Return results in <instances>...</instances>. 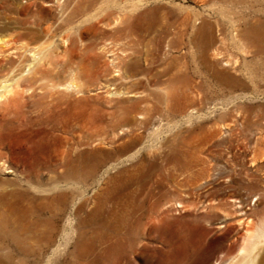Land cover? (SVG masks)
<instances>
[{
    "label": "rangeland",
    "instance_id": "obj_1",
    "mask_svg": "<svg viewBox=\"0 0 264 264\" xmlns=\"http://www.w3.org/2000/svg\"><path fill=\"white\" fill-rule=\"evenodd\" d=\"M29 1L0 0V19L36 24L30 46L42 52L34 71H48L53 83L68 88L53 95L62 107L59 116L42 113L44 120L26 133L15 125L4 130L11 172L0 170V184L38 198L66 192L67 199L63 206L51 205L58 213L55 242H29L26 252L4 245L2 264H87L74 253L76 222L99 206L98 222L120 224L129 194L138 200L165 194L163 202L172 204L161 210L168 208L179 244L188 238L215 254L236 255L264 217V0ZM145 10L154 14L107 25L108 19ZM254 23L263 36L243 39V49L234 29ZM17 54L20 67L28 63L30 53ZM30 105L27 115L34 119ZM37 135L52 153L59 148L72 160L81 152L86 165L97 164L95 173L82 183L26 181L20 146ZM178 202L185 208L176 207ZM143 241L144 256L154 260L160 242Z\"/></svg>",
    "mask_w": 264,
    "mask_h": 264
},
{
    "label": "bare ground",
    "instance_id": "obj_2",
    "mask_svg": "<svg viewBox=\"0 0 264 264\" xmlns=\"http://www.w3.org/2000/svg\"><path fill=\"white\" fill-rule=\"evenodd\" d=\"M25 2L30 1L25 0ZM243 3L244 2L241 4ZM44 5L51 6L53 3H45ZM60 6L62 5L60 4ZM135 6L138 7V5ZM78 10L77 8L75 12ZM10 11L19 14V11L14 7H11ZM62 12L64 13V11ZM150 12L151 10H145L144 13L142 12L135 15L133 14L134 12L132 14L127 13L112 20L108 19L110 22L107 23V25L111 26L119 22L123 23V21L126 20L129 22L134 18L137 22L142 21ZM97 15L92 17L100 22ZM60 19L62 20V18ZM244 24L246 25L245 22ZM22 25L24 26L23 28L26 29L23 32L20 31ZM34 25L36 24H32L30 21L28 22L26 20L20 21L18 19L6 23L0 19V170L8 169L9 172H11L7 166L9 155L4 151L5 148L9 147V139L4 130L6 128L10 129L15 125L16 128L25 132L39 123V120H41L39 118L42 116V113H51V115L55 113L59 116L62 114V107L60 104L55 103L53 95L55 93L63 94L64 89L68 88V86L53 83L52 79H54V76L52 73L50 74L48 71L46 73L44 70L34 71V62L38 60L36 56L42 52V50L37 51V47L33 48L30 46L32 38L35 36L33 33L34 31H32L34 29H32V26ZM17 28H19V31L16 30ZM261 36H263V34L258 25H249L244 29H241L239 26L234 29V38L240 42L243 49L247 47V43L243 42V39L246 41V39L251 40ZM251 43L252 42L249 41V44ZM251 45L253 46V43ZM19 50L31 54L28 63L24 64L22 67L19 65L20 60L17 54ZM72 86L73 84L69 85V87ZM28 104H31L30 106H32L35 112L34 119H31L27 115L26 108ZM41 118L43 119V117ZM41 126L42 125H40V128H42ZM38 136L39 135H37V138ZM39 140V138L38 140H34L30 137H26L22 146H20L24 153L20 157L21 159H19L21 168L20 176L26 179V181L29 182L32 179L41 180L43 177H46L45 184L64 180H73L74 183H82L84 179L95 173L97 164L86 165V163L81 160V152L78 153L77 159L73 157L72 160H76L72 161L68 159L59 148L55 149L52 153L51 149L53 148L50 149V146H42ZM262 156L264 157V155ZM51 165H55V169L50 168ZM36 184H38V182ZM53 184L54 183H52V185ZM2 185L0 184V264H2L3 261L1 248L4 245H14L22 248L23 252H26V250L24 251L23 249L29 242H33L35 245L40 246L50 245L52 242H55L53 241V233L56 230L55 220L57 221L58 213L57 211H53L51 205L55 202L63 206L67 199L65 197L66 195H64L66 192H64V194L56 193L53 197L44 195L38 198L34 197L35 195L30 196L24 194V192L22 193V189L19 190L13 185H7V187ZM49 191H53V188L50 187L48 192ZM164 195L165 194H161V196L159 195V197L153 198L148 195L144 199L138 200L134 194H129L128 199L125 201L126 211L124 213L126 217L124 216L125 219H123V221L120 220L121 222L120 224L118 223L119 225L115 224L114 226L104 220L98 222V218L101 216V208L99 209V206H97L87 219L78 220L76 222V229L78 231L75 239L72 241L76 258L82 261L87 260V264H209L212 259V264H264V217L260 219L255 228L248 231V234L239 245L238 253L228 258L223 250L219 251V254H215L211 248H204L201 242L197 240L190 243L186 242V239H188L186 238L181 241V243L184 242L183 244L186 245H180V233H175L174 230H171L169 227L171 224L170 222H172L170 221L172 216L169 214L168 208L171 207L172 203L163 202L166 198ZM178 203L176 207L185 208L180 202ZM164 204H166L168 208H163L161 210ZM76 209L79 210L80 206L76 207ZM89 226L92 227L94 231H92L90 235H87L86 231L83 229ZM145 239L159 241L161 244L154 247V253L157 254L154 260L153 258L144 256L143 249L145 248V243L143 240ZM84 246L85 250L79 252L78 250ZM179 250H181V252ZM139 260L141 262H137Z\"/></svg>",
    "mask_w": 264,
    "mask_h": 264
}]
</instances>
